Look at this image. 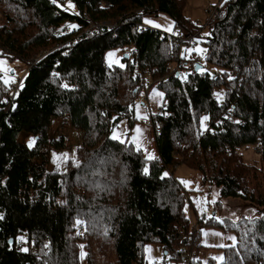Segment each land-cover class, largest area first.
I'll return each mask as SVG.
<instances>
[{
  "label": "trees",
  "instance_id": "16d2710c",
  "mask_svg": "<svg viewBox=\"0 0 264 264\" xmlns=\"http://www.w3.org/2000/svg\"><path fill=\"white\" fill-rule=\"evenodd\" d=\"M58 1L0 0V53L29 64L48 51L13 100L16 80L0 72V264H151L150 242L161 243L172 264H181L180 250L192 254L188 264H264V212L225 218L235 248L226 244L223 260L204 262L201 225L186 211L190 189L175 175L186 162L221 196L264 206V0L217 6L204 38L206 60L221 68L214 72L182 60L176 28L199 35L203 27L185 14L187 0H72L74 10ZM161 11L173 31L142 28L146 14ZM108 18L118 24L91 27ZM69 37L76 41L68 54L52 48ZM126 45L124 64L106 61L109 49ZM146 82L164 90L162 110L151 115L159 149L151 159L129 135L112 138L120 120L135 122ZM55 117L83 130L78 162L69 159L64 170L47 167V144L65 146L63 136H49ZM248 144L262 146V164L243 159L239 148ZM23 241L27 252L17 249Z\"/></svg>",
  "mask_w": 264,
  "mask_h": 264
},
{
  "label": "rangeland",
  "instance_id": "374dc122",
  "mask_svg": "<svg viewBox=\"0 0 264 264\" xmlns=\"http://www.w3.org/2000/svg\"><path fill=\"white\" fill-rule=\"evenodd\" d=\"M58 2L70 9L74 10L75 8L72 0ZM222 2L223 0H187L184 7L185 14L203 27L199 35L195 32L196 38L191 40L192 43L189 46L183 47L182 51L186 50V54L182 56V60L187 61L191 57L194 60L195 58L196 64H202L203 70H210L211 72L220 70L221 68L206 60L208 45L204 38L209 32V22L214 18L216 8ZM145 21H152L153 23L149 24ZM142 24L146 25V27L153 26L169 33L174 30V20L165 11H161L158 14H146ZM146 27L142 26V28ZM131 48V45H126L123 48L116 47L109 49L106 61L111 64H124V56ZM172 64L178 66L175 61ZM28 67V62L23 59L18 57L10 58L0 53V72L5 82L17 80L21 77L24 80ZM146 84L149 86V100L145 101L139 98L136 104L135 122L130 124L127 118H123L114 128L113 135L120 139H125L129 135V138L142 149L144 155L151 157L159 153L155 142L154 118L151 115L153 114L154 116L158 111L162 110V106L164 105V90L158 87L155 82L152 84L146 82ZM157 93H163V96L157 95ZM223 93V88L216 90V95L219 98L223 96ZM145 118H148L150 121L144 122L143 119ZM63 119L64 117L53 118L49 128L51 139L59 138L60 136H63L65 139V146L63 147L57 148L52 143H48L47 147H45L48 151L47 167L49 169L64 170L69 159L78 162L77 148L82 142L83 130L74 127L70 123L69 118L66 121H63ZM200 120L201 127L205 128L208 123L207 114H202ZM21 138L30 143L32 134L23 131ZM261 151L262 146L255 144L243 145L239 148V152L245 161L256 162L257 164H262V159L260 158ZM175 168V175L190 189L188 191L189 201L186 202V211L192 223H197V215L199 213L207 215V220L201 225L200 241L203 245L199 249V255L204 262H207L210 257L221 260L219 258L223 257V248L219 245L234 244L236 242L235 231L230 227L229 220L225 221V218L238 220L243 216H257L264 212V206L242 197L221 196L220 187L217 184L209 180L203 181L201 171L192 168L186 162L177 165ZM218 200L221 201L220 204L217 203ZM213 215H215V220L217 221L224 220V224L207 222ZM215 233H220L221 235H215ZM228 237H235V240L228 239ZM82 253H84L83 247H81V255ZM145 255L151 264L159 263L165 259L170 260V256L166 255L163 245L159 242L148 243ZM82 256L84 257V255ZM82 263L85 264L84 258L82 259Z\"/></svg>",
  "mask_w": 264,
  "mask_h": 264
},
{
  "label": "built area",
  "instance_id": "2783aa9c",
  "mask_svg": "<svg viewBox=\"0 0 264 264\" xmlns=\"http://www.w3.org/2000/svg\"><path fill=\"white\" fill-rule=\"evenodd\" d=\"M61 2H64V0H59ZM216 8V7H215ZM137 10L139 11H143L142 8H137ZM118 23L113 20V19H102V20H98V21H94L91 23V27H96V26H100V25H106L108 26L109 28H112L113 26L117 25ZM142 26L146 27V25L142 24ZM176 33H177V40H178V43L181 45V51L180 53H182V48L188 44V42H190L191 40L195 39L196 38V33H193V34H190V35H186V34H183L182 32V29L180 27H177L176 28ZM76 41V38H65V39H61V40H58L53 46L52 48H58V49H64V51L68 54L69 51H70V48L71 46L75 43ZM48 51L45 50L43 51L42 53L40 54H37L34 56V58L31 60V62L29 63V68H31L32 65H34L44 54H46ZM180 62H182V60H180ZM176 66L175 65H172L171 67V70H175ZM22 80V77L21 78H18L16 81L13 82V84H11V87H12V93L10 95V99L13 100L16 96H17V93H18V89H19V85H20V82ZM2 91H5V87H2ZM139 98L140 99H143L145 101L149 100V86L146 84L144 89L141 91L140 95H139ZM7 99V98H5ZM144 122H149L150 120L148 118H145L143 119ZM186 196V195H185ZM207 218V215L205 213H199L197 215V223L194 224L195 227H198L200 225H202L205 221V219ZM81 228L83 227V225L81 224L80 226ZM17 249H25V248H29L30 245L29 243H25V241L21 242V243H18L17 245ZM183 254H184V257H183V260L181 261V264H188L191 259H192V254L191 253H187V252H184L183 250H180ZM157 264H172V262H159Z\"/></svg>",
  "mask_w": 264,
  "mask_h": 264
},
{
  "label": "snow or ice",
  "instance_id": "6c2138e0",
  "mask_svg": "<svg viewBox=\"0 0 264 264\" xmlns=\"http://www.w3.org/2000/svg\"><path fill=\"white\" fill-rule=\"evenodd\" d=\"M226 2H227V0H226ZM145 22L146 23H149V24H152L153 23L152 21H145ZM73 27H76V26H73ZM157 27H158V25H157ZM66 87H67V85H66ZM157 95L163 96V93H157ZM205 119H207V117H205ZM112 138L113 139H118V137H116V136H113ZM29 146L31 147V142H30ZM149 158L151 159L152 157H149ZM0 218H2V217H0ZM81 223H83V222L82 221H79V220L77 221V224H81ZM215 235H221V234L220 233H215ZM228 239L235 240V237H228ZM219 246L224 247V245H219ZM228 247L235 248V244L229 245ZM23 251L27 252L28 249L25 248V249H23ZM82 255H86V254L82 253ZM219 259L223 260V257H221Z\"/></svg>",
  "mask_w": 264,
  "mask_h": 264
},
{
  "label": "water",
  "instance_id": "95a60500",
  "mask_svg": "<svg viewBox=\"0 0 264 264\" xmlns=\"http://www.w3.org/2000/svg\"><path fill=\"white\" fill-rule=\"evenodd\" d=\"M200 67H202V64H199V63L196 64V65H195V70H198ZM167 252H168V251L165 250V253H166V254H167Z\"/></svg>",
  "mask_w": 264,
  "mask_h": 264
}]
</instances>
